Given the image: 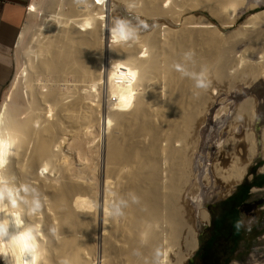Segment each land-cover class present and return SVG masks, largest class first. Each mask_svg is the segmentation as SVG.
<instances>
[{
    "label": "bare ground",
    "instance_id": "6f19581e",
    "mask_svg": "<svg viewBox=\"0 0 264 264\" xmlns=\"http://www.w3.org/2000/svg\"><path fill=\"white\" fill-rule=\"evenodd\" d=\"M48 1L47 5L54 11H46L47 5L44 10L43 7L41 9L45 2L43 0L41 5L33 2L29 13L32 16L39 9L43 10L42 13L47 12L45 18L58 26L52 28V25V31L46 33L44 40L37 36L33 47L26 51L25 61L19 64L12 88L0 105V130H12L22 136L15 155L10 157L3 172L17 184L30 183L37 187L44 201L39 216L25 217L26 224L41 225V264H59L65 258L71 264H154V254L158 248L166 253V258L162 257L164 264H187L199 247V228H195L194 220L192 224L194 217L187 215L189 210L181 213V201L185 203L181 186L189 182L188 172L191 171V168L188 169L191 155H187L190 151H196L189 148L200 139L195 134V125L203 127L204 122L200 120L210 111V105L218 107L214 105L225 98L220 99L223 88L216 83L211 89L214 93L218 91L219 98L213 97L210 88L195 89L194 81L182 78L173 65L182 60L185 50L192 44L207 45L204 51L213 52L222 43L230 41L228 34L221 33L210 21H201L192 26L187 20L192 27L186 22L182 27H140L137 41L113 44L109 34L112 24L108 27L107 22L106 25L109 14L113 12L111 8L114 4L110 6V0H81L80 3L72 0L68 2L70 8L67 11L77 13L73 16L67 11L65 13L62 5L55 0ZM117 1L127 3L129 0ZM244 1L163 0V3H169L164 8L162 0H141L138 2L140 4L133 5V9L144 17H159L161 22L169 17L176 21L177 17L182 19L195 9H208L216 15L226 10L235 13L240 9L236 7ZM114 15L113 18H116ZM70 16L78 18L71 19ZM259 16L248 17L245 25H255ZM132 22L133 26L139 25L138 21ZM88 23L92 26L86 27ZM48 26L42 25L39 28L41 33L45 32L42 27ZM249 28L251 26L248 25L242 27V41L236 38L238 35L234 36V32L231 34L232 38L241 42L236 49L243 46V58L236 60V64L235 61L228 62V55L232 52L230 47L228 55L225 51L227 48L223 53L219 52L220 49L218 53L215 50L212 55L216 56L213 59L217 64H213L211 74L222 84H229L235 80L233 78H242L247 89L264 79V52H260L263 56L255 55L262 45L260 48L257 46L259 50L253 49L264 40V27H254L255 30ZM29 30L21 31L18 47L24 43ZM200 49L203 50V47L200 46ZM248 51H253L254 56L260 59L251 55V61L246 60L245 57L250 55H245ZM105 59L109 60L108 69L105 67L107 64L103 65ZM117 64L123 65L121 71L130 69L137 72L136 80L131 85L135 93L131 108H123L121 101V97L128 92L127 81L117 83L112 77ZM198 64H189V67L200 71L204 67H201V61L200 66L196 67ZM202 64L205 66V62ZM206 69L209 70L208 67ZM155 103H160L158 110L159 113L163 112L161 118L170 117V112L175 111L173 115L180 120L174 136L171 134L170 137L171 132L165 130L166 135H170L165 140L169 144L164 146V143L162 147L159 141L163 139L160 140L159 136L165 132L162 135L159 132L157 135L151 134L155 130L154 124L160 122L157 118V123L153 121L158 115L155 111L158 105ZM225 104L229 103L225 101L224 106L218 108L215 118L220 116L221 120V115L229 113L230 105L227 108ZM258 105L256 98L249 97L238 108V113L233 115V122H229L228 127L225 125L229 138L220 143L222 148L217 158L224 165L229 164L230 175L236 182L245 177L257 157H264V124L260 127L257 125L260 122ZM240 115L245 116L243 121ZM171 118H174L172 114ZM140 134L142 140L138 137ZM184 179L187 180L185 184L182 182ZM130 194H135L139 203H131ZM117 196L128 200L129 207L124 209L123 217L113 218L107 213L110 203ZM198 215L203 223L210 222L206 209L200 208ZM52 227L57 228L55 235L49 231ZM136 251L140 254L135 255ZM0 260L5 264L3 258Z\"/></svg>",
    "mask_w": 264,
    "mask_h": 264
},
{
    "label": "rangeland",
    "instance_id": "374dc122",
    "mask_svg": "<svg viewBox=\"0 0 264 264\" xmlns=\"http://www.w3.org/2000/svg\"><path fill=\"white\" fill-rule=\"evenodd\" d=\"M39 1H40V4H39ZM45 2H43V0H29V3H28V5H27V15H26V18H25V22H24V24H23V27H22V30L21 31H23L24 29H27V32H28V30H29V34L28 33H26V34H28V35H26L25 34V40H24V43L21 45V47H18V45H16L13 49H12V51H11V59H12V61H13V63H14V67H15V74L13 75V78L11 79V81H10V83L8 84V86L6 87V90H5V94H4V96H6V94H7V92H8V90H10L11 88H12V84H13V81H14V78H15V75H16V72H17V69H18V66H19V64L21 63V62H23V61H25L24 59H25V57H26V51L29 49V48H31V47H33V44L35 43L34 41H35V39L37 38V36L39 37V39H41V40H44V38L45 37H47L46 36V33L48 34L50 31L49 30H51L52 28H54V27H56V26H58L56 23H55V25H54V23L53 22H50V21H48V19L47 18H45L46 16L44 15V14H46L47 12V10L49 11L50 9V11L52 12V11H54V9H52V7L51 8H49L50 7V5H47L48 3H49V1L48 0H44ZM47 1H48V3H47ZM60 0H55V2L57 3L58 2V4H60V5H62L61 7H62V9L64 10V12L66 13V11H67V9L68 8H70V3L72 2V0L70 1H68V0H61L62 2L60 3L59 2ZM64 1V2H63ZM111 2H112V0H110ZM109 1V4H110V6H112L113 4V7L111 8V10L113 11H111L112 13H110L109 14V16L105 13V16H108V18H107V20L108 21H106V25H107V22H108V27H110V25L111 24H113L114 23V20L115 19H117V18H123V19H126L127 21H130V22H132L133 20H135L136 22L138 21V23H139V25H140V22L141 21H143V22H145L146 24H148V27H182V24H186L187 23V25L189 26V27H192V26H194V24L196 25V23H199V22H201V21H210L211 23H213L214 24V26L215 27H217V29H219V31L221 32V33H223V34H225V33H227L228 34V36H229V39H230V41L229 42H227V44L225 43H222L221 45L223 46V48H222V46L220 47V48H217V49H215L216 50V53H218L217 52V50L219 51V49H220V51L219 52H221V53H223L222 51H224V49H226L225 51L227 52V50H228V52H231L230 50H232V52L231 53H233V51H234V53L233 54H231V53H229L230 55H228V52H227V55L229 56V60L230 61H228V62H232V63H234V61H235V63L234 64H236L237 62H236V60H241V57L243 58V56H242V53H243V46L242 47H239L238 49H241V50H238V49H236V46L237 45H239L241 42L240 41H242V40H244V37H242L243 35L241 34V33H243V30H241L242 29V27H244V26H246L247 27V25H248V27L249 26H251V28L254 26V27H264L263 26V24H264V18H262V17H264V16H262V15H264L263 13H264V0H262L261 2H260V0L257 2V0H251V1H253V2H251V4H249L248 2L250 1V0H245V1H247V3H245V1L244 2H242V4H240L239 6H237L236 7V9L237 8H240V9H238V10H235V13L234 12H230V10H222L224 13H222V11H221V13L223 14H214L213 12H211V11H209L208 9H195L194 11H192V14L191 13H189L188 15H186V16H184L182 19L180 18V19H178V17H177V19H176V21H174L175 19H172V18H167V20H162V22H161V19L159 18V17H155V18H149V17H144L143 15H139L140 13H137V11L135 10V9H133V5H136V3L137 4H140V3H138L139 1H141V0H134V1H128L127 3L125 2V4H127L128 6H125V4H124V2H121V3H119L117 0H114L112 3ZM123 1V0H122ZM33 2H35L36 4H38V5H41L42 4V2H43V6L41 5V9H42V7H43V10H44V7L45 8H47V9H45L46 11V13H42L43 12V10L42 11H40V9H39V12L38 13H35V14H32V16L30 15V10H31V7L30 6H32V3ZM65 2H67V4L65 3ZM68 2H70V3H68ZM143 2H144V0H143ZM263 2V3H262ZM65 3V4H64ZM123 3V4H122ZM130 4V7H129V4ZM245 3V4H244ZM255 5H254V4ZM261 4V5H259V4ZM45 4V5H44ZM121 4V5H120ZM132 4V5H131ZM141 4H143V3H141ZM165 4V5H164ZM167 4H169L168 2L167 3H163V0H162V5H164L163 7L164 8H166V7H168L167 6ZM120 5V6H119ZM258 5H259V7H258ZM263 5V6H262ZM63 6H65V8L63 7ZM140 6V5H139ZM245 6V7H244ZM247 6H251V7H248L247 8ZM55 7H57V6H55ZM54 7V8H55ZM89 7H90V5H89ZM127 7V8H126ZM129 7V8H128ZM59 8V7H58ZM132 8V9H131ZM245 8V9H244ZM249 8H250V10H249ZM66 9V10H65ZM248 9V10H247ZM69 10V9H68ZM134 10V12H132V11ZM136 11V12H135ZM196 11H198V12H196ZM237 11V12H236ZM243 13H242V12ZM244 11H245V13H244ZM67 12H69L70 14H71V16H73V14L75 15V13L73 12V13H71L70 11H67ZM116 12V13H115ZM263 12V13H262ZM136 13V14H135ZM197 13V14H196ZM69 14V15H70ZM77 14V13H76ZM115 14V15H114ZM194 14V15H193ZM230 14V15H229ZM260 15L259 17H257V19H258V21H257V19H256V21H255V25H253V24H247V25H245V22H247L248 21V17H249V19L251 18V17H253L254 15ZM30 15V16H29ZM44 15V16H43ZM113 15L116 17V18H113ZM119 15V16H118ZM195 15H197V16H195ZM224 15H225V17H224ZM229 15V16H228ZM232 15V17H230ZM69 17V18H71V19H77V18H75V17ZM223 16V17H222ZM227 16H228V18H227ZM239 16V17H238ZM230 17V18H229ZM45 18V19H44ZM81 17H79V19H80ZM184 18H186V19H184ZM228 19V22L230 23H228L227 22V19ZM260 18L261 19H263V21L262 20H260ZM32 19H33V22H32ZM35 19V20H34ZM130 19H132V21L130 20ZM231 19H232V21H231ZM28 20H30V21H28ZM113 20V21H112ZM178 20H180L179 22H178ZM184 20V21H183ZM187 20H189L190 21V23H188V22H186ZM220 20V21H219ZM237 20V21H236ZM165 23H164V22ZM193 21V22H192ZM196 21V22H195ZM224 21V23H222ZM236 21V22H235ZM32 22V23H31ZM50 22V23H49ZM113 22V23H112ZM184 22V23H183ZM186 22V23H185ZM195 22V23H194ZM259 22H260V24H259ZM50 24V26H48V24ZM133 23V22H132ZM28 24H29V26H28ZM46 24V25H45ZM163 24V25H162ZM192 25V26H190V25ZM226 24H229V25H226ZM244 24V25H243ZM262 24V25H261ZM26 25V27H24ZM48 26V27H42L44 30H45V32H43V33H41V30L39 29V28H41V26ZM53 25V27L51 28V26ZM71 25V24H70ZM70 25H68V26H70ZM138 25V26H139ZM158 25H162V26H158ZM223 25H225V26H227V28H221V27H223ZM253 25V26H252ZM261 25V26H260ZM33 26V27H32ZM50 27V28H49ZM252 28L253 30H255V28ZM24 28V29H23ZM239 28V29H238ZM251 28H249V29H251ZM144 30V29H143ZM248 30V29H247ZM47 31V32H46ZM52 31V30H51ZM232 32H234V34H236V35H234L235 37L238 35V37H236V38H238V40H240L239 42L237 41V39L235 38V37H233L232 38V36H231V34H233ZM41 34V35H40ZM230 34V35H229ZM42 35H44V36H42ZM242 35V36H241ZM42 38H41V37ZM240 37V38H239ZM264 37V36H263ZM232 39H233V41H232ZM242 39V40H241ZM38 40V39H37ZM261 41V40H260ZM259 41V42H260ZM264 40H262V42H260V43H258L257 45H255L254 43V45L255 46H253L252 44H251V47L253 46V49H255V48H257L256 50H259V48H260V45H262L261 46V48H260V50H259V52H257L256 54H255V50H253L254 51V54L255 55H258L259 57H260V55L261 56H263L262 54L263 53H260L261 51L262 52H264V49H263V42ZM233 43V44H231V43ZM236 42V43H235ZM230 43V44H229ZM18 44V43H17ZM229 45H231V46H229ZM193 46V47H192ZM197 46V47H196ZM199 46V47H198ZM200 46L201 47H203V50L202 49H200ZM206 47H204V46H202V44L201 45H196V44H192L191 45V47H192V49L194 48L195 50H192L191 49V47L189 46V48L187 49V50H185V52L187 51H190V49L195 53V51H197V48H199L198 49V51L195 53V54H197L199 51L201 52H199L196 56H194V57H201V59H198V57L196 58V62H198L199 64H200V61H201V67H204V68H207L208 67V75H210L211 74V69H212V67L214 66L213 64L214 63H216V59H213V57H215L216 58V56H212V55H214V51L215 50H213V52L212 51H209V50H206V51H204L206 48H207V45H205ZM226 46V47H225ZM228 46V47H227ZM233 46H234V48H233ZM240 46V45H239ZM259 48H258V47ZM231 49H230V48ZM255 47V48H254ZM230 49V50H229ZM263 49V50H262ZM202 50V51H201ZM250 50H252V48H250ZM249 50V51H250ZM209 51V52H208ZM236 51V52H235ZM238 51H239V53H238ZM244 51H245V48H244ZM248 51V52H249ZM253 51H251V52H246L245 53V55L246 54H250V55H248V57H245L246 58V60H248V59H252L253 57L255 58V59H260L258 56H254V54L252 53ZM206 52V56L204 55V53ZM207 52H208V54H207ZM258 53H260V54H258ZM200 54V55H199ZM202 54V55H201ZM241 54V55H240ZM239 55V56H238ZM253 57H252V56ZM237 56H238V58H237ZM205 58V61H204V58ZM206 57H207V59H206ZM211 57V58H210ZM233 57V59L231 60V58ZM235 57V58H234ZM264 57V56H263ZM22 58V59H21ZM203 58V59H202ZM208 59L210 60V61H208ZM251 59L250 60H248V61H251ZM182 60H183V58H182ZM182 60H180L179 61V63L181 62V63H183L184 61H182ZM199 60V61H198ZM213 60L215 61V62H213ZM254 60V59H253ZM108 63H107V62ZM209 62V64H210V66H211V68H210V66H209V64H208V62ZM195 62V64L194 65H196V64H198V63H196ZM205 62V66H204V64H202V63H204ZM212 62V63H211ZM206 63L208 64V65H206ZM105 64H107V65H105ZM108 64H109V60H107V59H105V61H104V64L103 65H105V67L107 68L108 67ZM197 65L196 67H198V66H200V65ZM217 64V63H216ZM203 65V66H202ZM108 69V68H107ZM210 72V73H209ZM209 77V76H208ZM215 79V77L211 74L210 75V77H209V79L211 80V86L212 85H214L215 83H216V85H218L219 87H221V88H223V91L220 93L221 95H220V99H224L225 98V100H223V101H220L221 103H223V104H221L220 102H218V103H216L215 105H214V107L217 105H219L218 107H215V108H213V106L211 107V105H210V103L208 104V105H210V108H209V110L210 111H208L207 112V115H205V117H204V119L203 118H201V119H203V120H200V121H202V123H203V127H201L202 125H200L199 124V126L198 127H196V125H195V128H196V130H195V128H194V131H195V134H196V136L197 137H199L200 139L198 140L197 139V141H199V142H197L196 144H194V145H197V147H195V148H193L194 147V145H193V147L192 146H190V150L192 149H195L196 151H190L189 152V154L187 155V156H189V155H191V157L189 156V159L191 158V160H189V167H188V169L189 168H191L190 170L191 171H189L188 172V174H189V182H187L186 184H185V182L187 181L186 179H184L182 182L185 184L184 186L182 185L181 186V189L183 190V191H181V196L182 197H184L185 198V203H183V201H181V206H182V211H181V213L182 212H184V211H188L187 212V215H190V217L192 218V217H194V219L192 218V224L194 223L193 222V220L195 221V223H194V226H195V228L196 229H198L199 228V247H198V249L196 250V252H194L193 253V255H192V257L190 258V259H193V261L191 262L190 261V259L188 260V262H187V264H205V262H206V260L205 259H203L202 258V254L200 253V251H201V248L204 246V245H206V243H207V241L209 240V238H210V236H211V232H210V230H211V228H212V221H213V211H214V209L216 208V206H218L220 203H222L223 201H225V200H227L229 197H231L235 192H236V190H237V187L238 186H240L244 181H245V179H248L249 181H251L252 179H253V175L250 173V171H251V169L252 168H254V167H256L260 162H262L263 161V156H259V157H257L255 160H254V162L249 166V168H248V170H247V173H246V175H245V177L240 181V182H236L235 180H233V177H231L232 175H230V166H229V164H227V165H224L223 163H221L219 160H218V158H217V156H218V153H219V151L221 150L220 149V147H221V144L220 143H223L224 141H226L228 138H229V134H228V126H229V122H233L232 121V119H233V115L235 116V114H236V112L240 109L239 107L242 105V103L243 102H245L246 101V99H248L249 97H254V98H256V100L258 101V103H259V105H258V115L260 116V122H258V126L260 127V126H262L263 124H264V79H262V80H260V81H257L256 83H254L252 86H250L249 88H244L245 87V84H244V80L242 79V78H240V80H239V78H238V80H237V78H233V79H235L234 81H235V83H234V81H230V83H232V85L229 83L228 84V82H225L224 84H222L221 82H219L218 80H214L213 81V79ZM245 79V78H244ZM237 80V81H236ZM243 80V81H242ZM243 83H242V82ZM219 82V83H218ZM237 82H240V85L242 86V87H240V85H239V83L237 84ZM234 84V85H233ZM226 85V86H225ZM230 87H232V88H234V89H232V88H230ZM211 86L209 87L210 88V90H211V92L210 93H213L212 95H213V97H216V98H219V94H218V91L216 92L215 91V93L212 91V89H211ZM235 86V87H234ZM237 86H239V87H237ZM162 89V88H161ZM228 90L227 91V93H226V90ZM241 89V90H240ZM244 89H246V90H248V91H246L245 90V92H244ZM236 90V91H235ZM161 91V90H160ZM232 91H234L233 93H232ZM238 91V92H237ZM224 92V93H223ZM234 93H236V94H234ZM241 93V94H240ZM161 94H162V91H161ZM215 94V95H214ZM234 94V95H233ZM240 94V95H239ZM228 95H230V97H231V99H230V97L228 96ZM238 95V96H237ZM3 96V98L5 99V97ZM227 96V97H226ZM233 96V97H232ZM235 96V97H234ZM161 98H163V95H161L160 96ZM2 98V100H4ZM18 99V98H17ZM16 99V100H17ZM228 99V100H227ZM245 100V101H244ZM225 101H226V103H229V104H225V106H227V108H228V106L230 105V107L228 108V110H229V115L227 114V113H224L223 115H221V120L223 121V123H222V121L220 120V116H218V118H215L216 117V114H217V110H219L222 106H224V103H225ZM228 101V102H227ZM233 101V102H232ZM2 102V101H1ZM1 104V103H0ZM160 104V103H159ZM158 103H155L154 105H158V108H156L157 110H155L156 111V113L159 115V117H157L158 115H155L156 117L155 118H153V121H154V123H157V119H158V121H160V122H158V124H154V127H153V129H157L156 131L155 130H153L154 132H152L151 134H153V135H157L158 134V132H159V134L160 135H162V134H164L163 132H165V134L164 135H162L161 137L159 136V139L161 138V139H163V140H161V141H159L160 142V144H161V147L163 146V144H164V146L166 145V144H169L167 141H165L166 140V138H168L171 134L173 135V133H174V135L176 134V132H177V130L176 129H178L176 126H178L179 127V122H180V120L178 119V117L177 116H175V115H173V113L175 114L176 112L175 111H171L170 112V117H169V119H171V122L172 123H169L170 122V120L168 119V117H162L161 118V116L163 115V112L161 111V113H159V108H160V105H159ZM221 104V105H220ZM153 105V106H154ZM155 107V106H154ZM236 107V108H235ZM219 108V109H218ZM239 108V109H238ZM214 109H216V110H214ZM233 109H234V111H233ZM234 112V113H230V112ZM173 112V113H172ZM209 112H210V114H209ZM238 113V112H237ZM171 114H172V116L174 117V118H176V119H178V120H176L175 121V119L174 118H171ZM211 115V116H210ZM225 115V116H224ZM241 115H244V114H241ZM240 115V120L241 121H243V119H244V117L245 116H241ZM209 116V117H208ZM222 116H223V118H225V119H223L222 118ZM227 116V117H226ZM157 118V119H156ZM207 118V119H206ZM169 120V122L167 121V120ZM215 119H218V121L217 120H215ZM209 120V121H208ZM219 120H220V122L221 123H219ZM228 120V121H227ZM168 123H167V122ZM176 122V124H175V122ZM208 121V122H207ZM211 121V122H210ZM227 121V122H226ZM174 122V123H173ZM178 122V123H177ZM217 122L219 123V124H217ZM165 123H166V125H165ZM200 123V122H199ZM160 124V125H159ZM169 124V125H168ZM170 124H173V126L172 127H169L170 126ZM206 124V125H205ZM158 125V126H157ZM167 125H168V127H167ZM223 125V126H222ZM225 125L227 126V127H225ZM162 126H166V128L165 127H163V129H162ZM221 126V127H220ZM159 127V128H158ZM225 127V128H224ZM199 128V129H198ZM218 128V129H217ZM220 128V129H219ZM225 130H224V129ZM162 129V130H161ZM175 131H174V130ZM159 130V131H158ZM165 130H167V131H169V132H171L170 133V135L168 136V135H166V131ZM218 130H220V131H218ZM221 130L223 131V133L221 132ZM197 131V132H196ZM161 132V133H160ZM218 132H220V134L218 133ZM156 133V134H155ZM200 134V135H199ZM141 135V134H140ZM140 135L138 136L140 139L143 137L142 135H141V137H140ZM172 135L170 136V137H172ZM173 135V136H174ZM199 135V136H198ZM163 136H164V138H163ZM168 136V137H167ZM209 138V139H208ZM143 139V138H142ZM141 139V140H142ZM139 140V139H138ZM175 140V139H174ZM163 141H165V142H163ZM201 141V142H200ZM163 142V143H162ZM167 142V143H166ZM173 143H175V142H173ZM171 144V143H170ZM175 144H178V143H175ZM179 145V144H178ZM192 147V148H191ZM164 148V147H163ZM222 148V147H221ZM188 153V151L186 152V154ZM162 157H163V155H161ZM192 158H193V160H192ZM163 159V158H162ZM167 159V158H166ZM163 161V162H162ZM218 162H220V164L218 163ZM219 164V165H218ZM161 165H162V168L164 169L165 168V166H164V159L163 160H161ZM224 165V166H223ZM176 167V166H175ZM227 170V171H226ZM261 170V169H260ZM225 172V173H224ZM260 172V171H259ZM229 173V174H228ZM235 181V182H234ZM181 182V183H182ZM183 187V188H182ZM185 187V188H184ZM180 189V190H181ZM183 192V193H182ZM187 196V197H186ZM193 197H195L196 199H195V202L193 201ZM182 199V198H181ZM214 205H215V207H214ZM200 208H203V209H206L208 212H209V214H210V222L209 223H203L202 221H200V218H199V215H198V210L200 209ZM191 210V211H190ZM163 211H164V209H163ZM192 212V213H191ZM191 213V214H190ZM241 218H242V220H243V222H244V227L246 228V236H245V239L240 243V247H239V249H238V251H237V253H236V257L232 260V262L230 263V264H263L264 263V189H253V191H252V197H251V199L245 204V206L241 209ZM0 264H3L2 263V261L0 260Z\"/></svg>",
    "mask_w": 264,
    "mask_h": 264
},
{
    "label": "clouds",
    "instance_id": "9594fccd",
    "mask_svg": "<svg viewBox=\"0 0 264 264\" xmlns=\"http://www.w3.org/2000/svg\"><path fill=\"white\" fill-rule=\"evenodd\" d=\"M80 3L81 0H76ZM91 27L90 23L85 25ZM147 28L148 25L141 21L139 26H133L123 18H117L110 27L109 34L113 44H125L138 40L139 28ZM195 53L188 51L184 53L183 63H176L173 68L181 74L194 81L195 89L207 90L211 86L208 78V70L201 68L200 71L190 68L194 65ZM123 65L117 64L112 72L113 79L117 83L127 81V95L121 97L122 107L127 109L133 105L135 93L131 90L132 83L136 80L137 72L133 70L121 71ZM198 95V93H196ZM22 136L12 130H0V258L5 264H41L43 251L40 244L42 237L40 224H26L25 217H37L41 214L44 201L39 189L30 183L17 184L13 178L4 174L3 170L9 163L10 157L15 155L16 149L21 142ZM47 171V167L44 169ZM115 195V194H114ZM131 203H139V198L135 194H130ZM195 197L193 201L195 202ZM129 207V201L116 197L108 209V215L116 218L125 215L124 209ZM244 227L243 220H237L234 228L237 232ZM49 231L55 235L57 228L52 227ZM139 255V251L134 253ZM162 257L166 258V253L161 249H156L154 254V264H164ZM59 264H71L67 258L61 259Z\"/></svg>",
    "mask_w": 264,
    "mask_h": 264
},
{
    "label": "trees",
    "instance_id": "16d2710c",
    "mask_svg": "<svg viewBox=\"0 0 264 264\" xmlns=\"http://www.w3.org/2000/svg\"><path fill=\"white\" fill-rule=\"evenodd\" d=\"M262 164L264 162L251 169V181L245 179L231 197L214 209L211 236L200 251L205 264H230L236 257L240 243L245 239L246 228L242 227L237 232L234 224L242 220L241 209L251 199L253 189L264 187V174H257Z\"/></svg>",
    "mask_w": 264,
    "mask_h": 264
},
{
    "label": "crops",
    "instance_id": "0c3cea01",
    "mask_svg": "<svg viewBox=\"0 0 264 264\" xmlns=\"http://www.w3.org/2000/svg\"><path fill=\"white\" fill-rule=\"evenodd\" d=\"M28 3L29 0H0V103L3 102L6 87L15 74L11 51L17 45ZM257 174H264V164L257 169ZM254 189L261 190L264 187Z\"/></svg>",
    "mask_w": 264,
    "mask_h": 264
},
{
    "label": "water",
    "instance_id": "95a60500",
    "mask_svg": "<svg viewBox=\"0 0 264 264\" xmlns=\"http://www.w3.org/2000/svg\"><path fill=\"white\" fill-rule=\"evenodd\" d=\"M214 207H215V205H214ZM190 261L192 262V261H193V259H190Z\"/></svg>",
    "mask_w": 264,
    "mask_h": 264
},
{
    "label": "built area",
    "instance_id": "2783aa9c",
    "mask_svg": "<svg viewBox=\"0 0 264 264\" xmlns=\"http://www.w3.org/2000/svg\"><path fill=\"white\" fill-rule=\"evenodd\" d=\"M28 8V7H27Z\"/></svg>",
    "mask_w": 264,
    "mask_h": 264
}]
</instances>
